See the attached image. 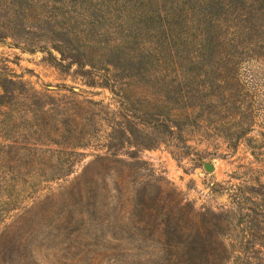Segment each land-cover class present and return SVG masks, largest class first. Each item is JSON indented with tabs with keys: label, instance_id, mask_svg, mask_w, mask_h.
<instances>
[{
	"label": "rangeland",
	"instance_id": "obj_1",
	"mask_svg": "<svg viewBox=\"0 0 264 264\" xmlns=\"http://www.w3.org/2000/svg\"><path fill=\"white\" fill-rule=\"evenodd\" d=\"M117 2L0 0V237L12 230L2 261L164 264L146 229L161 218L136 216V196L158 212L173 200L230 216L239 234L222 237L235 242L223 264L264 257L244 231L253 221L264 237V46L222 48L182 86L171 64L149 60L148 36L132 39L133 16L116 29ZM89 30L105 33L98 47L87 49ZM84 174L100 198L67 210L66 188Z\"/></svg>",
	"mask_w": 264,
	"mask_h": 264
},
{
	"label": "trees",
	"instance_id": "obj_2",
	"mask_svg": "<svg viewBox=\"0 0 264 264\" xmlns=\"http://www.w3.org/2000/svg\"><path fill=\"white\" fill-rule=\"evenodd\" d=\"M116 1L118 2L115 7L107 5V8H111L108 11L109 17H112V11L118 15L121 14L122 21L117 22L116 29L122 25L121 28L125 30L128 20L123 23L124 16L127 14L133 16L138 34L132 35V39L144 41L143 36H148L146 45L149 60L156 61L158 66L171 64L178 77L184 75V80L179 81V85L182 86L187 83L192 84L188 82L193 77L191 69L200 65L201 67L211 65L219 55L223 59L227 56L226 52L229 48H235L233 51L237 50L239 53L240 49L247 52L253 47L264 46V39L260 35L257 41L253 40L250 43L251 45H248L249 41L246 40L247 37L253 36L254 31H258L259 34L264 33V25H259L264 17V9L261 8L264 0H177L175 3L170 0H137L134 4L132 0ZM33 3L29 6L30 8L33 7ZM106 3L109 2L106 1ZM10 4L15 7L11 1L10 3L7 1L6 7L2 8H8ZM134 7L137 8L136 13L133 11ZM71 8L77 15L83 14L81 15L82 20L86 24L87 17L84 12L80 13L77 11L78 8L73 5L69 7L66 3V9L72 11ZM103 13L106 14V10ZM252 20L253 23H251ZM91 32L89 30L90 35L87 34V37L91 36V39L86 42L87 49L98 47V41L105 34L98 33V31L97 33ZM79 35L81 39L84 38L80 33ZM129 39L132 40L130 37ZM225 47L229 48L222 51ZM113 48L111 46V49ZM177 60L182 63L177 65ZM183 65L188 67L187 73H183L184 70L180 69ZM104 163H106L104 158L96 161L100 167ZM87 175L84 174L66 188V199L69 204L67 210H72L73 204L82 206L81 204L88 201L86 198L89 195L93 199L100 198L97 184H92L93 181L91 182ZM134 201L131 199V203L135 205L136 216L143 215L150 219L161 218L159 223L155 221L150 226L148 224L146 229L152 233V243L158 246L164 264H223L235 242L226 245L222 237L228 233L239 234L236 226L230 221V216L213 212L195 213L190 211L187 205H181V202L175 203L172 207L173 200H170L171 204L165 203L163 211L158 212L156 205L142 208L144 202H141L137 196ZM93 202L94 200L89 199V206H93L96 212L99 206L97 201L94 204ZM236 204L239 207L244 205L242 200H238ZM28 213L21 219L29 217ZM88 214L90 215L89 211ZM80 216L83 219L85 217L83 214ZM92 216L94 217V213ZM256 228L253 221H250L244 230L245 234L251 238H248L246 245L251 246H248V250H251L253 254L258 251L254 246V240L260 243L264 241L263 234H257ZM135 229L145 231L139 227ZM11 233L12 230L8 229L0 237V264H7V261H2V259L6 244L10 242L8 237ZM253 256L247 257V264H264V257Z\"/></svg>",
	"mask_w": 264,
	"mask_h": 264
},
{
	"label": "water",
	"instance_id": "obj_3",
	"mask_svg": "<svg viewBox=\"0 0 264 264\" xmlns=\"http://www.w3.org/2000/svg\"><path fill=\"white\" fill-rule=\"evenodd\" d=\"M206 168H207L208 170H212V167H211L210 165H207Z\"/></svg>",
	"mask_w": 264,
	"mask_h": 264
}]
</instances>
